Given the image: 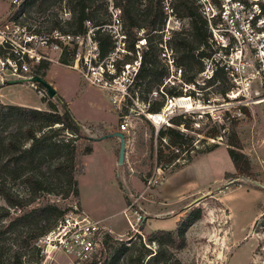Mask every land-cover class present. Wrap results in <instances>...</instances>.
I'll return each mask as SVG.
<instances>
[{"label":"rangeland","instance_id":"obj_1","mask_svg":"<svg viewBox=\"0 0 264 264\" xmlns=\"http://www.w3.org/2000/svg\"><path fill=\"white\" fill-rule=\"evenodd\" d=\"M11 9L13 7L10 6L9 0H0V18L6 17ZM110 28L112 34L120 32V28L116 25L111 24ZM141 34L142 32L139 36ZM165 37L164 34L161 35V43ZM169 37L166 39L169 40ZM119 40L120 38L117 37L118 42ZM143 40L137 43L145 47L140 45ZM84 53L82 50L81 54ZM49 56L56 58L55 54L50 53ZM49 73L65 87L71 112L76 118L81 122L103 121V123H80L87 139H80L77 142L76 153V179L78 177L86 210L93 217L104 219L106 224L112 225L116 231L122 229L124 233L119 237L116 233H110L113 240L108 241L106 250L102 252L101 264L111 257L113 250L121 244V241L127 239L132 240L131 246L127 247L129 250L124 252L115 264H137L140 256L141 262L145 264L148 257L157 252H160L162 258H169L161 264H177V261L179 264H264V230L260 218L264 211V189L255 185L264 186V104L245 105L227 97L224 100L219 94L222 83L205 82L200 89L193 91L194 97L186 95L189 99L187 107L182 104L170 109V116L185 115L184 122L189 126L187 130L181 126V130L192 138V148H189L187 154L179 152L177 159L171 165H166L158 163L155 151L158 149L156 132L167 123L159 121L155 124L151 121V115L154 114L145 112L150 99L156 96L151 94L149 100L143 102L133 99L131 104H128L129 97L126 96L124 99L119 97L124 82L121 79L111 81L114 91L109 93L84 84L82 77L79 78L77 72L69 68L52 64ZM168 78L170 82L163 90L175 86L177 90L184 92L185 83L182 76L178 79L176 73L170 71ZM171 82L174 85H171ZM2 94L5 96L3 98L5 101L29 106L39 105L43 97L47 99L46 101L56 102V97L49 99L45 92H37L29 86L8 88L3 90ZM114 94L117 95L116 99L113 97ZM105 101L109 108L108 114L102 111ZM176 101L175 99L172 103L176 104ZM0 103H2L1 99ZM123 122L127 124L126 132L123 133L126 147L125 160L122 165H118L119 140L106 138L94 141L93 139L119 129ZM214 129L221 137L214 139L210 137V132ZM58 135L67 137L69 134L60 131ZM113 139L116 141L115 145H112ZM214 144L219 146V150L201 157L204 155L201 153ZM230 144L240 146V151L250 162L251 173L239 174L235 171L234 176L225 175L233 170L232 162L226 152ZM86 148L91 149L89 154H86ZM163 150L164 154L169 152L165 148ZM188 158L193 161L189 166L183 167L182 170L176 169ZM235 176H239L235 178L238 181L232 184L231 181L235 180L233 178ZM150 181L151 184H148ZM163 182L166 192L164 196H159L157 192ZM17 189L23 191L20 187ZM243 189H255L260 193L254 194ZM208 190L211 191V195H203L196 199H202L199 204L202 209L201 218L186 231L185 246L181 250L169 247L165 243L167 239L165 236L160 238L161 243L148 241L147 237L152 232L147 231L173 230L176 227V220L166 218L171 216L167 215L153 222L151 226H145L151 217L146 215L147 203L153 207L159 205L156 201L157 197L161 201L165 200L166 204L180 197L178 200L182 208L172 215L177 216L179 221L193 208L185 210L183 207L187 202ZM217 193L225 200L228 212L223 210L219 197L215 196ZM78 200L79 197L70 196L62 199L59 196L42 194L32 206L51 203L68 213L74 208L80 210ZM0 206H5L1 199ZM128 206H131V210L126 211V215L132 224L135 225L137 216L141 218L138 232L127 224L123 211ZM137 236L142 238L139 240ZM0 244L9 248L10 255L12 251H17L23 264L39 263L35 250L31 247L22 248L20 240L14 238V235L2 236ZM4 258L9 260L7 255ZM52 264H68V260L63 255H58L56 263Z\"/></svg>","mask_w":264,"mask_h":264},{"label":"trees","instance_id":"obj_2","mask_svg":"<svg viewBox=\"0 0 264 264\" xmlns=\"http://www.w3.org/2000/svg\"><path fill=\"white\" fill-rule=\"evenodd\" d=\"M162 2L163 0H66L64 5L70 12V18L65 21L60 20L57 12L53 11L61 8L62 0H26L20 12L29 13L34 10L45 16L47 29H59L71 34L80 33V37H84L89 29H93L92 40L97 44L98 61H102L116 48L117 40L111 35L109 28L112 23L109 6L117 9L125 39L124 52L114 62L115 75L119 76L125 65H132L139 58L137 72L127 87L128 104H131L133 99L142 102L149 100V96L156 92V97L150 99L145 112L158 114L165 106L167 98L186 95L194 97L192 90L184 93L175 86L162 90L164 94L160 92V87L170 72L169 67L160 58L159 44L166 19ZM171 7L175 15L186 20V23L180 31L172 32L167 43L174 52V67L182 70L184 83L189 85L194 83L198 74L203 71L200 58L206 54L208 27L194 0H174ZM142 39L146 42L145 47L137 48V42ZM71 62V52L63 53L59 59L62 65H70ZM48 68L49 64L43 65L37 75L44 78ZM207 82L222 83L219 94L225 100L226 93L231 90L225 73L219 70ZM38 87L43 89L40 85ZM41 100L46 103V111L0 103V199L5 203V206H0V238L6 234L14 235V238L20 240L22 248L31 247L35 250L38 264L41 261L40 249L35 243L54 229L66 213L51 203L32 205L42 194L59 196L62 199L79 197L76 179L77 142L87 139L85 130L74 119L64 100L60 97H56L55 103L46 101L44 97ZM184 117V114L173 115L168 124L156 132L158 149L155 154L158 163L171 165L179 152L187 154L189 148H192V138L181 130V126L186 130L189 126L184 122ZM60 131L69 135L60 137ZM115 131L119 129L110 131L109 134ZM210 133L213 139L221 137L215 129ZM229 146L226 152L235 171L239 174L251 173L250 162L240 151V146ZM218 147L214 144L201 154L215 151ZM163 148L169 152L164 154ZM90 151V148L85 150L86 154ZM191 162L192 159L188 158L176 169H182ZM18 187L23 191L18 190ZM119 188L121 189L120 185ZM201 210L200 206L193 207L176 223L174 230L154 231L147 237L148 241L161 243L160 238L165 236V243L169 247L181 250L185 246V233L201 218ZM260 218L264 230V211ZM137 238L140 240L142 237ZM110 240H113L110 234L105 235L104 250ZM131 241H121L103 264H115L120 256L129 250L127 247L131 246ZM9 251V248L0 244V264H23L17 251H12L11 255ZM6 255L9 260L4 258ZM140 257L137 264H144ZM167 259L169 258L164 259L160 252H157L149 256L145 264H161Z\"/></svg>","mask_w":264,"mask_h":264},{"label":"built area","instance_id":"obj_3","mask_svg":"<svg viewBox=\"0 0 264 264\" xmlns=\"http://www.w3.org/2000/svg\"><path fill=\"white\" fill-rule=\"evenodd\" d=\"M25 1L9 0L13 9L6 17L0 18V87L6 85L8 81L22 80L21 84L26 83L33 90L43 93L45 91L30 80L38 76L37 73L43 65H62L59 63L61 55L71 52V64L62 66L76 71L84 83L109 93L114 91L111 81L121 79L124 82L119 97L124 99L127 96V87L137 72L139 58L132 65H125L119 76L115 75L114 62L124 52L125 39L117 9L109 6L111 24L120 28V32L111 35L116 40L119 37L120 40L116 42V48L106 59L98 61L97 44L92 40L93 29H89L84 37H80V33L71 34L59 29H47L44 15L34 10L29 13L20 12ZM65 1L62 0L61 8L55 10L62 21L70 18V12L64 5ZM172 1L174 0L162 2L166 16L162 34L166 37L159 44L160 58L169 70L181 79L182 70L173 65L174 52L167 45L166 38L172 31H180L186 20L175 15L171 7ZM194 2L207 23L209 37L206 54L200 58L203 71L198 74L194 83L184 84V93L187 90L200 89V86L212 79L215 72L221 70L231 85V90L226 93L227 98L245 105L264 104V0H194ZM86 24L90 25L89 22ZM145 44V40L140 43ZM136 47L139 48V45ZM82 50L84 54H81ZM50 53L55 54L56 58H51ZM168 82L169 78L160 87L162 94L163 87ZM171 85L174 83L171 82ZM152 95L156 96V92ZM113 97L116 99L117 95L114 94ZM175 99L178 98H167L161 112L153 116L161 117L160 121L168 124L169 118L173 116H170V109L180 105L178 100L176 104L172 103ZM126 128L127 124L123 122L119 126V132H126ZM237 181L238 179H235L231 183ZM148 184H151V181ZM130 207L123 212L128 226L138 232L141 218L137 216L135 225L132 224L126 215V211L131 210ZM110 233L103 220L92 219L82 210L74 208L58 221L54 229L35 243L40 249V264L56 263L58 255H63L68 264H101L103 240L105 235Z\"/></svg>","mask_w":264,"mask_h":264},{"label":"crops","instance_id":"obj_4","mask_svg":"<svg viewBox=\"0 0 264 264\" xmlns=\"http://www.w3.org/2000/svg\"><path fill=\"white\" fill-rule=\"evenodd\" d=\"M52 65V64H51ZM51 65L49 66V68L47 69V71H46V73H45V76H44V80L48 83V84H50L53 88H54V90L56 91V97H60L62 100H64V102L68 105V107H69V109H70V106H69V102H68V100H67V98H68V93H67V91L65 90V87L61 84V83H59V82H57L56 80H55V78H54V76H52V74H50L49 73V69H50V67H51ZM56 65H58V64H56ZM58 66H61V67H64V66H62V65H58ZM66 68V67H65ZM77 75L79 76V74L77 73ZM79 78H81V76H79ZM82 79V78H81ZM84 83V82H83ZM85 84V83H84ZM86 85H88V84H86ZM28 85L27 84H17V85H4V86H1L0 87V99H1V102L3 103V104H10V105H17V106H21V107H27V108H33V109H38V110H42V111H46L47 110V107H46V103H39V105H35V106H29V105H25V104H20V103H14V102H11V101H5L3 98L5 97L3 94H2V92H3V90H5V89H8V88H18V87H20V88H23V87H27ZM89 87H92V86H90V85H88ZM94 88V87H93ZM96 89V88H95ZM98 91H100L99 89H97ZM106 96V95H105ZM104 96V97H105ZM106 98V97H105ZM102 99H104V98H102ZM103 101V100H102ZM105 103V105L102 107V111L103 112H105V113H107L108 114V112H107V110L109 109L108 108V104H107V102L105 101L104 102ZM70 112H71V109L69 110ZM71 114L73 115V113L71 112ZM73 117H74V119L77 121V122H79V123H83V124H85V123H91V122H98V123H103V121H80L78 118H76L74 115H73ZM114 140V139H113ZM113 144L112 145H115L116 144V141L114 140L113 142H112ZM216 150H219V149H216ZM213 152V151H212ZM207 154H211V152L210 153H207ZM207 154H204V155H202L201 157H203V156H205V155H207ZM201 157H199V158H201ZM198 159V158H197ZM196 160V159H195ZM193 162V161H192ZM191 164V163H190ZM189 166V165H188ZM232 166H233V164H232ZM186 168V167H185ZM182 170V169H181ZM180 171V170H179ZM235 173V169H234V166H233V170L232 171H229V172H227V173H225V175H233ZM165 180V179H164ZM77 181H78V177H77ZM224 181H225V179H224ZM163 184H164V182L162 183V185H161V187H159V190H158V192H157V195H161V196H164L163 194L166 192V191H164V187H163ZM163 187V188H162ZM78 189H79V200H78V203H79V207H80V210H82L83 212H85L87 215H89L92 219H96V220H103L104 221V219H97V218H95V217H93L92 215H90V213H88V211L86 210V208H85V204H84V199H83V193H82V190H81V188L79 187V182H78ZM229 189V188H228ZM243 190H245V191H247V192H250V193H254V194H259L260 192L258 191V190H255V189H243ZM224 194H225V192H224ZM203 195H211V191L210 190H208V191H205V192H202L200 195H198L197 197H195V198H192V199H190L188 202H187V204L183 207L185 210H188L190 207H194L196 204H197V206H195V207H198L199 206V204L202 202V199L201 200H199L198 202H196V203H194L195 202V200L196 199H198V198H200L201 196H203ZM219 194L217 193V194H215V196H218ZM219 198V201H220V203H221V205H222V208H223V210L224 211H227L228 212V210H227V208H226V204H225V200H223V199H221V196H218ZM178 198H180V197H177L176 199H174V200H176V201H173V200H171L168 204H166V203H164L165 202V200L164 201H161V199L159 198V197H157L156 198V201L159 203V205H156V206H151V205H149L148 203H147V205H146V209H145V211H146V215H148L150 218L147 220V222H146V225L145 226H151L152 225V223L153 222H155L156 220H161V219H163L165 216H167V215H173L175 212H178V211H180L181 210V208L182 207H180L181 206V204H180V201L178 200ZM123 199H124V196H123ZM172 202V203H171ZM162 203V204H161ZM194 203V204H193ZM161 204V205H160ZM193 204V205H192ZM179 215H181V213H179ZM178 215V216H179ZM166 217V218H175V220H176V223L178 222V218H177V216H172V217ZM153 217V218H152ZM256 218V217H255ZM255 218L253 219V221L255 220ZM104 223H105V225L107 226V228L110 230V232L111 233H113V234H115L116 233V235L119 237V236H122V235H124V233L122 232L123 230L122 229H119V231H116L114 228H113V226L112 225H110V224H106L107 222H105L104 221ZM195 225V224H194ZM176 228V227H175ZM146 230V229H145ZM174 230V229H173ZM147 231V230H146ZM154 231H156V230H151V231H147L148 233H150V232H154ZM169 231H172V230H169Z\"/></svg>","mask_w":264,"mask_h":264},{"label":"water","instance_id":"obj_5","mask_svg":"<svg viewBox=\"0 0 264 264\" xmlns=\"http://www.w3.org/2000/svg\"><path fill=\"white\" fill-rule=\"evenodd\" d=\"M31 82H35L38 85H40L43 90L45 91V95L49 98V99H55L56 97V91L54 90V88L48 84L43 78L35 76L33 77L31 80ZM23 83L22 80H13V81H8L6 83V85H17V84H21ZM106 138H116L119 140V149H118V160H117V164L118 165H122L124 163L125 160V136L123 133L116 131L113 132L111 134H107L105 136L99 137V138H94V141H101L103 139ZM256 186L260 187L261 189H264V186L259 185V184H255ZM201 200V199H199ZM198 200V201H199ZM197 201V202H198Z\"/></svg>","mask_w":264,"mask_h":264},{"label":"bare ground","instance_id":"obj_6","mask_svg":"<svg viewBox=\"0 0 264 264\" xmlns=\"http://www.w3.org/2000/svg\"><path fill=\"white\" fill-rule=\"evenodd\" d=\"M177 100L179 101V103L182 102V103H180V105L183 104L184 107H187L188 106V101H189L188 98H186V97H179ZM151 116H152V119L151 120L153 121V123L155 122V124L156 123H159V121L161 120V117H159V116H153V115H151ZM157 118L160 119V120H158ZM197 201L198 200H196V202ZM196 202H194V203H196Z\"/></svg>","mask_w":264,"mask_h":264}]
</instances>
